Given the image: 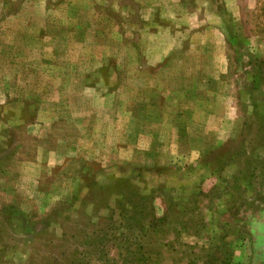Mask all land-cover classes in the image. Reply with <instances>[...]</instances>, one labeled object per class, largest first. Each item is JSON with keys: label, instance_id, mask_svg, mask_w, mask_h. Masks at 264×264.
<instances>
[{"label": "rangeland", "instance_id": "1", "mask_svg": "<svg viewBox=\"0 0 264 264\" xmlns=\"http://www.w3.org/2000/svg\"><path fill=\"white\" fill-rule=\"evenodd\" d=\"M0 264H264V0H0Z\"/></svg>", "mask_w": 264, "mask_h": 264}]
</instances>
